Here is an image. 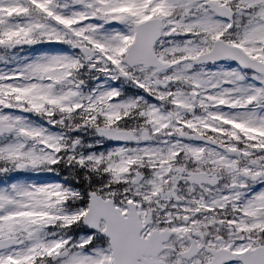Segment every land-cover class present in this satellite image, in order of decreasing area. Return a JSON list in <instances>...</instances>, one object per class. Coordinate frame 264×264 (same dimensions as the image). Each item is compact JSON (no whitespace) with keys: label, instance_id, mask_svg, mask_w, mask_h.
I'll use <instances>...</instances> for the list:
<instances>
[{"label":"snow or ice","instance_id":"6c2138e0","mask_svg":"<svg viewBox=\"0 0 264 264\" xmlns=\"http://www.w3.org/2000/svg\"><path fill=\"white\" fill-rule=\"evenodd\" d=\"M0 264H264V0H0Z\"/></svg>","mask_w":264,"mask_h":264}]
</instances>
